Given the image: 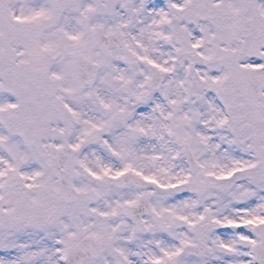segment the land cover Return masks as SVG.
I'll return each instance as SVG.
<instances>
[{"label": "snow or ice", "instance_id": "1", "mask_svg": "<svg viewBox=\"0 0 264 264\" xmlns=\"http://www.w3.org/2000/svg\"><path fill=\"white\" fill-rule=\"evenodd\" d=\"M0 264H264V0H0Z\"/></svg>", "mask_w": 264, "mask_h": 264}]
</instances>
